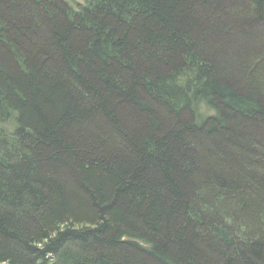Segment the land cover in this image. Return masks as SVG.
<instances>
[{"label": "trees", "instance_id": "16d2710c", "mask_svg": "<svg viewBox=\"0 0 264 264\" xmlns=\"http://www.w3.org/2000/svg\"><path fill=\"white\" fill-rule=\"evenodd\" d=\"M0 264H264V0H0Z\"/></svg>", "mask_w": 264, "mask_h": 264}, {"label": "rangeland", "instance_id": "374dc122", "mask_svg": "<svg viewBox=\"0 0 264 264\" xmlns=\"http://www.w3.org/2000/svg\"><path fill=\"white\" fill-rule=\"evenodd\" d=\"M71 6L76 7L77 4H82V0H69Z\"/></svg>", "mask_w": 264, "mask_h": 264}]
</instances>
